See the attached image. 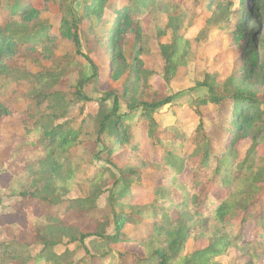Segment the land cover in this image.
<instances>
[{
    "label": "trees",
    "instance_id": "obj_1",
    "mask_svg": "<svg viewBox=\"0 0 264 264\" xmlns=\"http://www.w3.org/2000/svg\"><path fill=\"white\" fill-rule=\"evenodd\" d=\"M4 1L7 15L0 20V77L17 68L14 60L20 58L36 63L44 59L51 64L38 65L37 72L28 73L30 105L22 116L26 140L0 152V175L9 173L13 179L5 192L9 197L35 201L43 212L41 217L27 214L26 223V230L41 250L30 256L25 248L29 244L17 243L21 231L18 223L0 226L6 239L0 242V264H74L68 251L57 254L55 248L64 240L81 243L89 237L110 249L100 256L102 262L116 258L118 264H221L216 259L229 248H247L264 241V155L257 151L264 142V32L260 31L264 0H187L194 8L204 6L210 13L208 24L217 29L227 27L218 30L230 37L237 63L224 80H219L216 72L207 71L196 84L206 89V95L193 109L199 123L183 155L174 151L182 152L185 144L179 123L160 127L154 118L173 96L154 85L158 75L144 69L141 60L146 38L142 21L156 12L152 11L157 8L156 0H68L67 7L60 10L57 35L41 22L35 0H0V10ZM185 13L186 6L181 2L168 0L165 23L157 29L159 37L170 36L168 43L159 45L158 52L166 84L185 64L189 42L179 34ZM237 15L240 19L232 26ZM86 24L91 30L88 35L83 33ZM62 42L68 43L71 51H58ZM127 43L133 44L131 59L124 52ZM74 57L84 59L90 71L88 77L78 73L72 94L80 100H87L83 89L91 81L100 86L122 82L112 89L100 90L97 86L99 108L94 117H89L106 154L105 162L118 176L109 189L111 221L93 216L95 230L87 234L52 213L73 191L78 169L71 151L80 144V127L75 128L67 119L65 95L56 90L68 78V65ZM121 98L130 113L140 110L136 122L145 126L148 151L136 141L133 127L124 123V115L118 113ZM207 105L216 109L214 118L200 112L199 108ZM11 115L0 102V121ZM204 119L224 137L221 143L206 134ZM246 142L251 146L242 150ZM157 152L159 160H154ZM151 172L161 176L160 185L141 202L133 203V191ZM185 173L190 177L183 182L180 177ZM98 183L97 176L90 180L95 188ZM117 186L119 191L114 189ZM214 188L219 195L213 193ZM95 196L88 193L72 199L67 209L91 213ZM147 221L151 222L150 231L137 244L136 235L125 227L139 228ZM230 224L238 227L234 237L225 232ZM109 227L113 234L106 233ZM244 227H248V240L242 232ZM192 234L205 238L208 245L187 254L184 249ZM131 244L134 251L111 254L113 247Z\"/></svg>",
    "mask_w": 264,
    "mask_h": 264
},
{
    "label": "rangeland",
    "instance_id": "obj_2",
    "mask_svg": "<svg viewBox=\"0 0 264 264\" xmlns=\"http://www.w3.org/2000/svg\"><path fill=\"white\" fill-rule=\"evenodd\" d=\"M63 3L61 5L60 3ZM186 6V13L183 16V23L179 34L187 39L189 42V49L184 58L185 64L177 69L174 79L166 84L163 81L161 74L162 63L159 59V45L168 43L170 36L159 37L157 29L162 27L165 23V13L168 6V0H156L157 8H153L155 13L151 16L143 18V32L146 35L144 41V53L141 55L144 69L158 75L154 79V85L169 96H173L170 104L157 110L154 113V118L160 127H165L179 123L185 138V144L182 152L174 150L177 154H184L189 149V143L195 129L199 123L198 116L194 110L200 98L206 95V89L196 87L198 82L203 80L205 72H216L219 80H224L233 71L236 65V52L231 44V39L228 35L220 33L218 29L225 31L227 27L220 26L218 29L213 24H208L210 13L204 6L192 7L187 0H177ZM68 0H57L56 3L49 1L45 3L43 0H35L34 6L40 10L41 22L44 25L50 26L53 34H58V23L60 21V10L67 7ZM75 2V6H77ZM0 10V20L6 18V2ZM60 6V7H59ZM235 7L239 8L238 3ZM240 19L237 15L232 21V26ZM89 24L83 26V33L89 34ZM99 31V29H96ZM260 31L264 32V25L260 24ZM87 38V37H85ZM83 42V41H82ZM84 44V43H83ZM58 51H71V46L68 43L62 42ZM133 44L127 43L124 48L125 55L131 59L133 55ZM82 52L86 54L87 50L82 46ZM92 59L95 60L93 55ZM69 67V75L62 86L57 87L56 90L63 93L65 96L63 100L66 105L67 119H70L72 126L80 127V144L71 151V159L77 165L76 181L74 189L67 196L66 200L52 210V213L59 216L66 225L75 224L81 227L84 233H92L95 230V223L93 216H100L111 221L112 214L108 204L109 189L114 183L117 172L115 168L109 163L105 162L106 154L102 151L101 145L96 140L94 135L91 120L89 117H94L99 108L100 93L97 90L100 84L97 81H91L86 84L83 92L87 100H80L76 97L75 92L76 83L78 81V73H84L85 76L90 75L89 67L85 60L80 57H74L71 60ZM16 63L15 69L7 73L4 77H0V102L4 107L12 113L11 116L5 117L0 121V152L8 146H14L15 143L24 142L26 140L24 134L23 114L30 105L27 98L28 89L31 87V82L28 73H35L38 71V65L41 67H49L51 62L44 59H39L36 63L31 59L20 58ZM17 69V70H16ZM122 82L116 84L106 83L100 86L102 89L117 88ZM110 105V102L108 103ZM118 113L124 115L123 121L126 125L133 127L136 141L142 143V147L148 151V147L144 140L145 126L144 124H137V118L140 110L129 112L125 108L122 98L119 99ZM200 112L209 118H214L216 109L211 106H202L199 108ZM203 126L206 134L221 143L224 137H220V133L214 128L210 121L203 120ZM264 131V128H263ZM251 146V142L243 143L241 148L246 150ZM257 151L264 155V142L257 147ZM160 152L155 154L154 160H159ZM99 177L98 186L95 188L90 185V180L94 177ZM190 177L189 173H185L180 177V180L186 182ZM161 176L151 172L145 175L141 181L140 188L133 191L135 200L133 203H138L146 196L151 195L152 189L160 185ZM13 179L9 173L0 175V226L5 227L14 223L21 226L20 233L17 234V243L26 246V250L30 256H36L41 247L36 245L28 231L26 230L27 214L34 217L43 216V212L39 205L31 199H20L17 197H9L6 189L12 185ZM119 191V186L114 188ZM88 193L96 194L95 208L91 213L78 214L73 210H68V201L76 198H82ZM215 195H219V191L213 189ZM151 222L147 221L139 228L126 226L125 230L128 233L136 235L135 243H141L145 235L150 231ZM237 224H230L225 228V232L234 237L237 234ZM248 227H244L242 232L245 239L250 238ZM107 234H113V228L106 229ZM0 242H6L3 233H0ZM208 245L205 238H199L198 234H192L186 242L185 253L202 249ZM111 254L115 252H124L126 250H135V245L116 246ZM112 248V249H113ZM110 250L106 245L95 237L86 238L83 242L68 243L66 240L55 248V253L62 254L68 251L69 256L73 259L74 264H118L116 258L108 259L102 262L100 256L106 254ZM221 264H245L251 260L254 264H264V241L258 244H253L247 248H229L226 253L216 259ZM144 264V263H143Z\"/></svg>",
    "mask_w": 264,
    "mask_h": 264
}]
</instances>
